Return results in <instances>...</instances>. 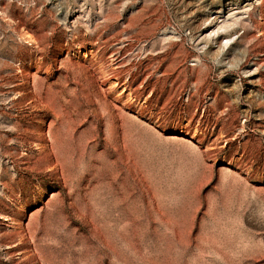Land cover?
Listing matches in <instances>:
<instances>
[{
	"label": "rangeland",
	"instance_id": "374dc122",
	"mask_svg": "<svg viewBox=\"0 0 264 264\" xmlns=\"http://www.w3.org/2000/svg\"><path fill=\"white\" fill-rule=\"evenodd\" d=\"M0 264H264V0H0Z\"/></svg>",
	"mask_w": 264,
	"mask_h": 264
},
{
	"label": "bare ground",
	"instance_id": "6f19581e",
	"mask_svg": "<svg viewBox=\"0 0 264 264\" xmlns=\"http://www.w3.org/2000/svg\"><path fill=\"white\" fill-rule=\"evenodd\" d=\"M198 9V8H197ZM201 10V9H200ZM80 17V16H79ZM233 18V17H232ZM231 18V19H232ZM236 18V17H235ZM238 20V19H237ZM78 21V20H77ZM234 22V23H233ZM236 23H238V22H236L234 19H232V21L230 22V21H227V22H225L224 24L225 25H221L220 27H218L217 28V30H215L213 33H214V35H220V34H218L219 32H220V30L221 29H223L224 31L225 30H227V29H230L232 26H234ZM249 24V23H248ZM248 24H246V27H250V25H248ZM248 25V26H247ZM222 32V31H221ZM212 36V35H211ZM227 37H225V38H223L221 41H220V47H219V49H224L225 47H227V45H228V43H229V41H230V38H227ZM224 39H226L227 41L224 43ZM221 51V50H220ZM233 61V60H232ZM232 63V62H231ZM224 64V63H223ZM234 64V63H233ZM250 72V71H249ZM246 73H248V72H246ZM244 74V73H243Z\"/></svg>",
	"mask_w": 264,
	"mask_h": 264
}]
</instances>
